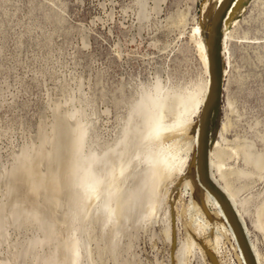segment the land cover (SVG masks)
<instances>
[{
    "label": "rangeland",
    "instance_id": "374dc122",
    "mask_svg": "<svg viewBox=\"0 0 264 264\" xmlns=\"http://www.w3.org/2000/svg\"><path fill=\"white\" fill-rule=\"evenodd\" d=\"M210 2L0 0V264H251L216 208L196 214L197 176L234 195L264 264V0H247L208 82L191 30L211 27ZM158 118L193 123L199 142L159 141L176 164L151 211L159 142L142 138Z\"/></svg>",
    "mask_w": 264,
    "mask_h": 264
},
{
    "label": "bare ground",
    "instance_id": "6f19581e",
    "mask_svg": "<svg viewBox=\"0 0 264 264\" xmlns=\"http://www.w3.org/2000/svg\"><path fill=\"white\" fill-rule=\"evenodd\" d=\"M246 2H247V0H211V2L209 3V5L207 6V10H208L207 11L208 12L207 15L210 17V16L216 14L218 11H220V15L222 14V16L220 18L219 25H218L219 26L218 31L217 32H212V30H211V27L212 26L210 28L208 27L209 29L208 30L206 29L204 31H201L202 29H201V26H199V25H195V26L192 27L191 35H192V37H195V39H196L197 51L199 52V55H200L203 63L205 65H207V67H208V73L207 74L208 75L210 74L209 75L210 78L208 77L209 78L208 79V82H209L210 79H213V72H214V70L212 71V69H213L212 66L214 65V57H215L214 55L216 54V48L218 46L219 49H221L222 46L225 44V42H227L226 40L230 37L229 36L227 38V35H228L227 34V31H230L229 29H232L231 28L232 25H234V23L237 21V18L239 17V15L244 10L245 5H246ZM196 36H198V38ZM216 61H217V59H216ZM210 67H211V71H210ZM205 69H206V67H205ZM208 82L207 83H204L203 87L200 88L199 95L202 94V96H203V92L205 93L207 91V88H208V90H210V88L212 87L213 81L211 82L210 85H208ZM199 95H198V97L201 96V95L200 96ZM198 97L196 95L193 96V101L191 102V104L188 107L185 108L184 114H188L190 116H194L198 112V109H199L198 107H200V105H201L200 103H202V101L205 100L204 98H198ZM213 116H215V115H213ZM175 128H176V124L175 125H172L170 127L162 126L161 120H160V118H158L144 132L142 141L143 142L145 141V142H148V143H153V142L157 141V143H158L159 141H162L163 140L162 142H164V139L168 135H170V133H172V136L175 135V133H177L176 134L177 138H179V136H181L183 138H187V140L189 141V143L191 141L192 142L195 141V140L197 141L198 132L199 131L198 130L196 131V129L194 128L193 123H191V124H189L187 126H184L181 129H179V130H176ZM178 133H182V134L178 136ZM211 136H213V135H211ZM169 137L171 139V135ZM169 137H168V139H169ZM172 138L175 139L174 137H172ZM197 142H199V140ZM162 144L160 142L157 144V148L158 149L155 150V153L154 154L152 153L153 155L152 154H148V153L146 154L145 153L146 154L145 155L146 158L147 157L152 158V161L147 162L148 171H151V173H152V179H151V187L148 189L147 198H146L149 201V202L148 201H146V202L151 204V207H150V210L151 211L155 210L154 209V206L156 204V198H157V195L159 193L158 190H159V187H160L161 177H162L160 170H163L166 173L167 172L168 173H172L173 170H174V168H175L174 165L176 164L175 160H172V159H174V157L172 159H170L167 164H164V161H166V157L164 156V154H161V150L159 149V148H161V145ZM208 144H210V143L208 142ZM191 146H192V144H191ZM205 147H207V146H205ZM213 147H214V145H213ZM207 152H209V151H207ZM211 154H213V153H211ZM211 154H207V155H211ZM209 158H211V156H209ZM207 160H209V159H207ZM160 161H163V163L161 165L159 164ZM204 161H205V159H204ZM129 162H130L129 164L128 163H125L126 165L128 164L127 167H130L133 161H129ZM207 162H210V163H206V166H208L207 164H211V161H207ZM255 164H257V163H255ZM126 165L121 170L122 171L121 173L124 172V174H125V169L127 168ZM197 169H199V172H201L202 170H205L206 168L204 167V168L201 169V165H199L198 168L196 167V170H195L196 173H197ZM208 169H210V167H208ZM208 172H210V171H208ZM198 177L199 176H197V179H196V183L195 184H192V181H189L188 178H187L188 184H186L187 183V180L185 182V185L187 187H191L190 204L193 205V207L195 208L194 210H196V212L198 211V213H196V214L201 213L202 215L200 217L203 218V219H205L206 217H209L210 216L211 219H209V220H212L214 222H219V224H221V226H223L222 228H224L227 232H229V234L231 233L232 237H234L236 239V241L238 243V246H237L238 247V250H240L241 254L243 255V258H245L246 260L247 259L250 260V263L251 264H254L253 261L254 260L256 261V259H255L256 256L255 255H258V254L255 253L257 249H255V246L251 243V241H250V245H251L250 248L247 245L246 237H245L246 235L243 233V231H242V229L240 227V222L243 221V220H244L243 222H245V219L243 218L244 216L242 215V213L237 210V202L234 199V195L231 194V193L229 195H227L228 192L225 194V191H222V188H221V190L219 189L218 184H217V186H218V188H217V186H215V184H213L211 180H209V179L206 178L205 179V182L204 181H201V180L199 181L198 180ZM82 185H83L82 188H84V191H85V187L87 186V183L85 181H83V184ZM185 190H186V188H185ZM224 190H227V188L224 189ZM144 200L145 199H143V201ZM109 203H110V201L109 202H108V200L105 201V206L104 207H109ZM208 206H210V207L212 206V207L216 208L217 212H212V213H211V211L208 212V209H209ZM193 207H191V208H193ZM232 208L233 209L235 208V211L238 213L239 218L237 217V214L235 216ZM203 210H206V212H204ZM202 212H204V213H207L208 212L207 214H209V216L207 214H206L207 216L205 215L206 217L203 216L204 213H202ZM263 216L264 215H262V217ZM194 221H195V219H194ZM206 222H205V225H204L205 227L208 226V225H206ZM207 224H209V223L207 222ZM214 224L215 223H213V226H214ZM242 224L243 223H241V225ZM192 225H194V224H192ZM211 225H212V223H211ZM199 226L197 224V227H199ZM190 227H191V225H190ZM205 227H202L201 229H205ZM208 227L211 228V226H208ZM216 227H217V225H216ZM262 228L264 229V224H263V227ZM247 230H248V228H247ZM205 232H206V230H205ZM216 232L218 234V231L215 230V233ZM227 232H224V233H227ZM212 233L211 234L213 236L214 235V232L212 231ZM219 233H220V231H219ZM221 233L223 234V232H221ZM202 234H204V233H202ZM247 234H248V237H249V230L247 231ZM192 235H195V233L194 234L192 233ZM193 237H195V236H193ZM209 237H211V236L210 235L205 236V238H207L206 241H204L205 242L206 250L207 251H210V252L211 251H213V252L215 251V252L219 253L220 247H219V239L217 238V235H216V238H213V237L209 238ZM197 240H198V238H197ZM248 240H249V238H248ZM220 241H221V239H220ZM198 242H199V240H198ZM220 246L222 248V245H220ZM250 251H252V253H254V254H251ZM242 255H241V257H242ZM241 257H239V258H241Z\"/></svg>",
    "mask_w": 264,
    "mask_h": 264
},
{
    "label": "water",
    "instance_id": "95a60500",
    "mask_svg": "<svg viewBox=\"0 0 264 264\" xmlns=\"http://www.w3.org/2000/svg\"><path fill=\"white\" fill-rule=\"evenodd\" d=\"M222 14L220 15V11H218L216 14L213 15L212 19H211V30L212 32H217L218 28H219V22H220V18H221Z\"/></svg>",
    "mask_w": 264,
    "mask_h": 264
}]
</instances>
